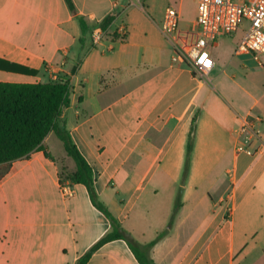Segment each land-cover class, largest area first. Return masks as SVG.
Listing matches in <instances>:
<instances>
[{"label": "crops", "instance_id": "obj_1", "mask_svg": "<svg viewBox=\"0 0 264 264\" xmlns=\"http://www.w3.org/2000/svg\"><path fill=\"white\" fill-rule=\"evenodd\" d=\"M72 1L76 13L65 0H0V82L68 77L70 105L60 122L93 169L98 199L138 243L167 229L181 190L171 229L150 251L156 264H264V77L254 82L240 72L252 59L236 54L239 41L223 58L215 50L220 36L211 47L213 69L197 78L173 60L161 32L165 11L157 13L151 0ZM183 1L174 6L188 29L197 14L185 19ZM77 16L90 29L83 46ZM111 16L94 45L92 31ZM121 24L128 28L124 40ZM246 116L261 119L249 144L253 155L236 152ZM42 146L0 165V264H78L112 229L84 184L69 181L74 195H63L61 170L77 169L63 142L51 132ZM87 264L139 262L119 239Z\"/></svg>", "mask_w": 264, "mask_h": 264}, {"label": "trees", "instance_id": "obj_2", "mask_svg": "<svg viewBox=\"0 0 264 264\" xmlns=\"http://www.w3.org/2000/svg\"><path fill=\"white\" fill-rule=\"evenodd\" d=\"M69 9L76 13L72 0H65ZM81 28L80 44L87 40L90 29L86 21L77 16ZM114 17L106 18L100 28L107 30ZM6 67L16 71H26L36 74L17 65ZM70 105V81L67 76L60 75L55 81L47 83H7L0 82V165L9 164L15 160L28 157L36 150H43V141L53 132L63 142L67 154L75 161V172L60 174V184L70 181L75 184H84L93 205L100 210L110 221L111 231L104 235L78 262L87 264L93 253L105 244L114 240H125L135 255L139 264H156L150 255L151 249L166 236L173 225L175 214L181 208V190L177 195L173 216L169 226L160 232L157 237L146 245L135 241L131 234L123 227L121 221L98 199L95 188L96 178L90 164L75 144L66 124L60 122L64 108ZM197 116L192 120L186 149V161L181 183L187 181L191 154L195 145Z\"/></svg>", "mask_w": 264, "mask_h": 264}, {"label": "built area", "instance_id": "obj_3", "mask_svg": "<svg viewBox=\"0 0 264 264\" xmlns=\"http://www.w3.org/2000/svg\"><path fill=\"white\" fill-rule=\"evenodd\" d=\"M196 21L191 28L180 27L181 13L174 5L166 8L161 32L171 43L174 61L186 63L197 78L207 77L215 62L211 47L222 35H232L242 30L236 54H247L258 66L263 67L264 55V0H199ZM128 28L121 24L117 30L120 40L127 36ZM106 36V30L92 31L94 45L100 44ZM261 119L254 116L240 118L237 153L253 155L250 142L259 134ZM64 196L71 197L74 190L71 183L61 184Z\"/></svg>", "mask_w": 264, "mask_h": 264}, {"label": "rangeland", "instance_id": "obj_4", "mask_svg": "<svg viewBox=\"0 0 264 264\" xmlns=\"http://www.w3.org/2000/svg\"><path fill=\"white\" fill-rule=\"evenodd\" d=\"M151 1L157 13L166 11V8L168 6L174 5L175 3L174 0H151ZM198 1L199 0L183 1L182 11L185 19L193 20L196 17ZM242 35H243L242 30H239L238 32L232 35H224L220 37L218 42L215 44L216 53L219 56H222L223 58L227 57ZM245 57L252 59L250 55L240 56L241 59H244ZM240 72L243 74L248 73L249 79L254 82H261L264 77V68L257 66L254 63L253 59L246 64V67L242 66L240 68ZM66 167H63V170H61V172L64 171L65 175H69L73 173L72 171L69 170L68 166Z\"/></svg>", "mask_w": 264, "mask_h": 264}]
</instances>
